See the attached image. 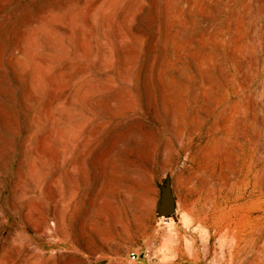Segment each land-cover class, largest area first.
<instances>
[{"label":"rangeland","instance_id":"obj_1","mask_svg":"<svg viewBox=\"0 0 264 264\" xmlns=\"http://www.w3.org/2000/svg\"><path fill=\"white\" fill-rule=\"evenodd\" d=\"M0 264H264V0H0Z\"/></svg>","mask_w":264,"mask_h":264},{"label":"built area","instance_id":"obj_2","mask_svg":"<svg viewBox=\"0 0 264 264\" xmlns=\"http://www.w3.org/2000/svg\"><path fill=\"white\" fill-rule=\"evenodd\" d=\"M129 256L134 259V258H136V253L134 251H131L129 253Z\"/></svg>","mask_w":264,"mask_h":264}]
</instances>
